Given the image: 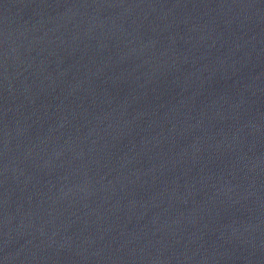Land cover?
Returning <instances> with one entry per match:
<instances>
[{"label": "water", "instance_id": "1", "mask_svg": "<svg viewBox=\"0 0 264 264\" xmlns=\"http://www.w3.org/2000/svg\"><path fill=\"white\" fill-rule=\"evenodd\" d=\"M0 264H264V0H0Z\"/></svg>", "mask_w": 264, "mask_h": 264}]
</instances>
